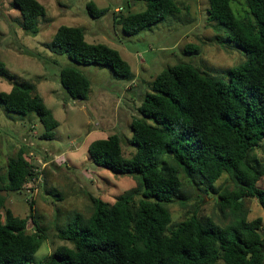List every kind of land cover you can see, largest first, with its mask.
<instances>
[{"label":"trees","instance_id":"trees-1","mask_svg":"<svg viewBox=\"0 0 264 264\" xmlns=\"http://www.w3.org/2000/svg\"><path fill=\"white\" fill-rule=\"evenodd\" d=\"M131 1H145L147 6L141 13L113 14L126 35L178 12L174 0ZM244 2L248 9L244 18L234 14L232 0H209L208 13L246 55L245 63L228 72L226 84L183 63L159 73L143 96L139 117L130 124L135 154L123 157L118 135L96 140L87 149L96 167L137 178L138 187L113 203L92 198L91 216H77L58 233L72 247L56 248L44 264H264L262 220L248 221L241 210L247 196L264 210V190L258 187L264 170L253 153L264 139V0ZM12 4L21 14L23 30L36 33L35 21L45 16L43 5L37 0ZM87 10L93 19L108 13L93 3ZM51 48L74 64L107 67L122 79L133 77L116 50L86 42L80 28L58 27ZM0 77L14 79L1 61ZM59 82L68 98L87 100L90 81L74 67L62 68ZM0 103L8 113L35 114L45 131L41 139L53 138L59 124L34 84L18 83L9 92H0ZM182 174L191 184L198 181L206 191L217 193L219 211L229 210L233 221L221 226L192 215L173 224L167 205L182 192ZM224 175L234 183L233 191L216 188ZM34 177L23 147L9 158L4 174L0 168V264H30L44 239L27 231L29 218L14 216L2 195L22 191Z\"/></svg>","mask_w":264,"mask_h":264},{"label":"rangeland","instance_id":"rangeland-1","mask_svg":"<svg viewBox=\"0 0 264 264\" xmlns=\"http://www.w3.org/2000/svg\"><path fill=\"white\" fill-rule=\"evenodd\" d=\"M37 1L45 8V16L35 21L37 32L33 33L23 30L21 14L12 0H0V61L14 77L12 81L0 77V92H9L18 83L34 84L59 124L52 132V139H41L45 131L35 114L8 113L0 103L2 173L6 172L9 158L22 147L36 173L22 191L2 193L7 209L14 216L29 218L27 231L44 236L30 264H44L60 246L72 247L60 240L58 233L71 226L77 216H91L92 198L113 203L124 192L138 187L137 178L117 176L96 167L87 149L96 140L118 135L123 157L130 159L135 154L130 124L139 117L143 96L150 92V83L159 73L183 63L193 66L203 76L226 84L228 72L246 61V55L229 41L226 29L210 19L209 0H174L177 13L135 35H126L114 23L113 14L141 13L147 6L145 1ZM89 3L100 10L108 9V13L93 19L87 10ZM231 7L237 17L247 15L244 0H232ZM116 9L121 10L116 12ZM60 26L80 28L86 42L116 50L129 64L133 77L122 79L107 67L81 66L69 61L64 53L51 48ZM92 33L97 39L90 36ZM188 46L191 49L186 52ZM66 66L74 67L90 81L87 100H72L62 89L59 73ZM253 153L264 170V139ZM181 180L179 198L167 205L173 224L192 215L203 220L210 218L221 226L233 221L229 210L225 214L219 211L217 193L206 191L198 181L191 184L183 174ZM215 186L229 192L235 189L225 175ZM258 187L264 190V176ZM241 210L247 212L248 221L262 220L264 237V210L257 200L247 196Z\"/></svg>","mask_w":264,"mask_h":264},{"label":"crops","instance_id":"crops-1","mask_svg":"<svg viewBox=\"0 0 264 264\" xmlns=\"http://www.w3.org/2000/svg\"><path fill=\"white\" fill-rule=\"evenodd\" d=\"M117 10V9H116ZM92 38H94V39H97V35L95 34V33H92L91 35H90Z\"/></svg>","mask_w":264,"mask_h":264},{"label":"water","instance_id":"water-1","mask_svg":"<svg viewBox=\"0 0 264 264\" xmlns=\"http://www.w3.org/2000/svg\"><path fill=\"white\" fill-rule=\"evenodd\" d=\"M185 172H186L187 175H189V171H188L187 168H185Z\"/></svg>","mask_w":264,"mask_h":264},{"label":"built area","instance_id":"built-area-1","mask_svg":"<svg viewBox=\"0 0 264 264\" xmlns=\"http://www.w3.org/2000/svg\"><path fill=\"white\" fill-rule=\"evenodd\" d=\"M121 9H117L116 12H119Z\"/></svg>","mask_w":264,"mask_h":264}]
</instances>
